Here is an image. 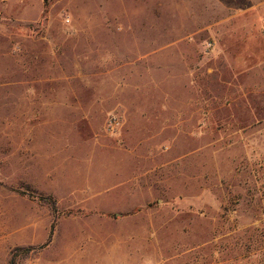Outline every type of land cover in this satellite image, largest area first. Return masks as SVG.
Masks as SVG:
<instances>
[{
    "label": "rangeland",
    "instance_id": "374dc122",
    "mask_svg": "<svg viewBox=\"0 0 264 264\" xmlns=\"http://www.w3.org/2000/svg\"><path fill=\"white\" fill-rule=\"evenodd\" d=\"M0 264H264V0H0Z\"/></svg>",
    "mask_w": 264,
    "mask_h": 264
},
{
    "label": "trees",
    "instance_id": "16d2710c",
    "mask_svg": "<svg viewBox=\"0 0 264 264\" xmlns=\"http://www.w3.org/2000/svg\"><path fill=\"white\" fill-rule=\"evenodd\" d=\"M54 205V204H53Z\"/></svg>",
    "mask_w": 264,
    "mask_h": 264
}]
</instances>
